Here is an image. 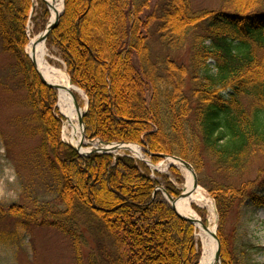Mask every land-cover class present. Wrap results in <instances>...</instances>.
I'll list each match as a JSON object with an SVG mask.
<instances>
[{"label": "trees", "instance_id": "16d2710c", "mask_svg": "<svg viewBox=\"0 0 264 264\" xmlns=\"http://www.w3.org/2000/svg\"><path fill=\"white\" fill-rule=\"evenodd\" d=\"M150 2L64 0L46 42L88 98L86 138L140 143L154 161L158 153L188 161L215 201L221 264H240L229 217L238 203L264 206V165L245 178L264 157V0L197 10L191 0H158L146 13ZM31 9L32 0H0V44L14 59L38 122L30 132L40 135L63 207L8 212L69 237L75 264H196L194 226L156 190L145 162L127 153L81 155L60 139L56 90L25 54ZM180 50L187 63L170 54Z\"/></svg>", "mask_w": 264, "mask_h": 264}, {"label": "rangeland", "instance_id": "374dc122", "mask_svg": "<svg viewBox=\"0 0 264 264\" xmlns=\"http://www.w3.org/2000/svg\"><path fill=\"white\" fill-rule=\"evenodd\" d=\"M157 1L151 0L149 8L145 12L152 11ZM40 3H44L47 10V13L42 16L39 15ZM191 5L195 10L216 9L220 6V0H191ZM33 6V11H30L31 18L26 26L28 39L29 36L42 32L50 18V9L44 0H33ZM46 45L49 49L46 56L48 63L67 73L65 63L56 49L48 45L47 42ZM170 54L179 62H188L187 50ZM25 94L14 59L2 49L0 44V264H75L74 251L69 237L54 227L39 225L34 223L36 221H28L27 217L22 219L8 212L10 207L24 206L28 215L42 203L50 207H63L55 192L52 169L49 172L40 157V135L36 130L30 132L31 128L36 129L38 122L31 117L32 110L27 105ZM75 96L80 108L85 110L88 100L86 94L75 93ZM57 101L54 104V110L55 115L61 118L59 137L75 149L74 145L68 142L63 135L66 117L57 107ZM124 143L138 145L141 156L137 158L128 149L114 150V155L127 153L138 160H146L148 164L145 163L152 171L151 176L160 183L158 187L173 188L178 193L174 197L183 192L186 179L185 167L177 164L174 166L176 168V172H174L169 169L170 162L168 160L160 158L156 161L152 160L149 151L145 150L142 144ZM82 145L87 150L100 146L99 139L86 138L85 129L84 134L82 131ZM262 165H264V157L255 160L250 165L249 174L245 178L253 179L256 169ZM198 187L204 194L205 202L194 201L193 208L204 224L211 223L217 234L218 213L215 201L206 188L200 184ZM39 218L42 217L39 216ZM193 226L194 240L199 253L196 263L198 264L202 246L199 229L195 225ZM227 232L230 237L231 249L240 264H264V206H254L247 202L238 203L229 217ZM221 262L222 258L220 257V264Z\"/></svg>", "mask_w": 264, "mask_h": 264}, {"label": "bare ground", "instance_id": "6f19581e", "mask_svg": "<svg viewBox=\"0 0 264 264\" xmlns=\"http://www.w3.org/2000/svg\"><path fill=\"white\" fill-rule=\"evenodd\" d=\"M50 9L49 21L54 20L56 14L62 9V0H46ZM58 1V2H57ZM41 32L29 36V42L25 47L27 56L34 62L35 67L42 75V77L49 83L58 85V101L57 107L60 112L65 115L66 122L63 126V135L74 146L82 145V125L79 122V116L83 113L84 109L81 108L77 111L74 105L73 95L75 93L83 94L84 92L75 85H72L67 73L61 68L50 65L46 59L49 49L46 41L42 40ZM120 148H117V147ZM114 150L129 149L136 156H141V150L138 145H118ZM82 151L87 149L82 146ZM171 162L180 164L178 161L170 158ZM205 202L204 194L200 187L193 186V177L186 168L185 186L182 194L176 198L175 208L183 216L189 217L195 222V226L199 229V237L201 241V255L198 264H217L215 260V251L217 242L214 238V227L211 223H207L205 228L202 221L199 220V214L194 210L193 203Z\"/></svg>", "mask_w": 264, "mask_h": 264}, {"label": "water", "instance_id": "95a60500", "mask_svg": "<svg viewBox=\"0 0 264 264\" xmlns=\"http://www.w3.org/2000/svg\"><path fill=\"white\" fill-rule=\"evenodd\" d=\"M45 2L47 3L46 0H45ZM47 4H48V3H47ZM62 11H63V6H62V10L56 14L54 20H51V21H49V22L47 23V25L45 26L44 30L41 32V35H42L41 38H42V40L45 41V40L47 39V37H48V34H49L50 30L53 29V28L56 26V24L58 23L59 17H60L61 14H62ZM30 61H31V64H32V65L34 66V68L36 69L37 73L39 74V77H40L41 81H42L43 83H45L46 85H48V86H50V87H52V88H55V89L57 90V93H58V87H59V86L56 85V84H52V83L47 82V81L42 77V75L39 73V71L37 70V68L35 67L34 62H33L31 59H30ZM72 95H73V100H74L75 108H76L77 111H80L81 108H80V106H79V103L77 102L75 95H74V94H72ZM86 104H88V101H87ZM86 107H87V105H86ZM85 112H86V108H85V110L83 111V113L80 114V116H79V122H80V124L82 125V131H83V134H84V129H85L84 122H83V115L85 114ZM99 144H100L99 147L96 146L95 148H93V149L91 148V149H88V150H86V151H82V149H81L82 146H81V145L73 146V147H75V149H76L80 154L87 155V154L92 153V152H112V151H114V149H113L112 147L116 148L118 145H128V144H131V143H127V144H126V143H123V142H105V141H103V140H99ZM117 148H120V147L118 146ZM157 155L160 156V157H162L163 159H168V160H170V158H172V159L178 161L180 164H182V165H183L184 167H186L188 170H190V172H191V174H192V177H193V186H194V187H198L196 173H195V171H194L192 165H191L189 162H187L186 160H184V159H182V158H180V157H178V156H175V155H169V154H165V153H160V154H157ZM173 165H174V164H173ZM162 193H163L165 199L167 200V202L169 203V205L171 206V208L174 209L175 212H176L179 216H181V217L184 218V219H187L189 222H191L192 224L195 225L194 220H192V219L189 218V217L183 216L182 214H180V213L176 210L174 204H175V201H176V198H177V197H176V198L172 197V196L169 195L164 189H162ZM181 194H182V193H181ZM181 194H180V195H181ZM199 220H200V219H199ZM202 225H203V227L205 228L206 225H205L204 223H202ZM214 238L216 239V242H217V246H216V251H215V256H214V257H215V260L217 261V264H220V243H219V240H218V237H217L216 233H214Z\"/></svg>", "mask_w": 264, "mask_h": 264}]
</instances>
